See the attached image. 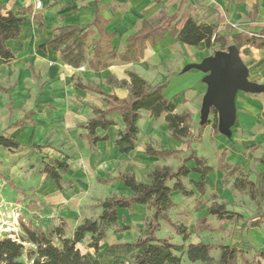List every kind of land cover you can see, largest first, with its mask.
I'll return each mask as SVG.
<instances>
[{
	"label": "crops",
	"instance_id": "0c3cea01",
	"mask_svg": "<svg viewBox=\"0 0 264 264\" xmlns=\"http://www.w3.org/2000/svg\"><path fill=\"white\" fill-rule=\"evenodd\" d=\"M0 7L3 12L30 8L32 16L39 17H30L21 25L19 39L6 42L14 59L0 65V136L12 137L21 145L15 152L0 146V179L5 184V188H0V201L10 202L16 197L27 195L32 188H38L43 203L49 206L46 213L51 218L58 214L61 224L64 227L67 224L71 231L84 220L96 217L100 213L97 205L107 197L114 194L129 197L133 194L120 181L101 184L98 180L125 173L133 174L137 182L149 184L148 174L157 165L169 166L167 161L172 159L176 160L177 166L187 154L186 145L170 137L164 120H154L147 112L142 113L145 123L138 124V141L130 153L121 154L114 145L118 132L123 129L119 117H113L116 125L108 130V140L90 149L84 139L85 130L82 126L92 117V108L103 109L105 103L102 96L76 87L73 78L79 77L85 84L98 86L103 93L115 95L119 99L128 96V89L109 85V76L114 77L118 83L124 81L127 84L130 83L127 75L130 71L151 85L167 80L168 86L162 90L163 97L173 100L175 113L189 112L193 127L195 121L201 123L198 100H202L206 92V85L202 82L205 75L199 71L184 70L191 64L201 63L203 59L196 52L205 47L203 44L198 47L187 46L167 33L155 45L147 46L138 62L123 64L116 61L99 72L88 69L87 65L74 69L61 61L58 52L39 47L46 44L59 27H85L97 16L107 21V32L115 34L112 46L119 54L124 50L127 39L139 30L142 21L168 28H181L188 18H192L197 24L216 26L218 31L227 35L237 32L259 34L264 31V0H0ZM93 48L94 43L87 51L88 56L92 54ZM242 49H247L244 55L240 52ZM239 55L248 70V80L264 86V49L244 46L239 49ZM235 107L234 127L240 122L237 132L247 128L249 130L264 119L263 94L259 97L250 94L236 96ZM25 116L29 118L28 125L14 126ZM99 134L103 136L105 133L100 131ZM148 144L161 150H176L180 153L166 160L147 157L145 147ZM24 148L30 152L22 153ZM31 150L52 152L54 155H49V159L69 165V171L63 175V190H59L50 177L42 172V162L47 161L39 162L36 167L35 170L39 171L37 178L32 171L24 175L21 173L31 165L28 162L31 159L29 156H35ZM66 152L75 153L74 160L68 159L64 155ZM186 165L189 169L194 167L192 161ZM19 174L23 175V179L17 182ZM185 181L189 184L198 182L199 175L190 173L183 180L186 189L196 193L194 186L187 188ZM85 186L94 192H102V195L97 194L99 201L91 202L88 208L81 207L84 200L89 201L93 197L83 195L85 191H81ZM205 196L199 198L198 194L199 201ZM174 197L179 201L175 203L180 206L184 200L191 198H184L180 191L171 193V199ZM31 202L35 204V210ZM28 206L38 211L34 200H30ZM86 208L94 212L86 216V212H82ZM148 213L144 205H135L131 210H119L122 218L120 226L125 225L129 229L121 233L115 230L108 233L99 245V251L104 254L103 262L99 261V264H111L116 261L115 258L120 257L106 256L105 252L112 245L133 242L144 229L142 223ZM134 225L139 232L135 231ZM51 226L58 225L53 221Z\"/></svg>",
	"mask_w": 264,
	"mask_h": 264
},
{
	"label": "trees",
	"instance_id": "16d2710c",
	"mask_svg": "<svg viewBox=\"0 0 264 264\" xmlns=\"http://www.w3.org/2000/svg\"><path fill=\"white\" fill-rule=\"evenodd\" d=\"M31 12L30 8L16 12H3L0 7V65L7 64L14 59L6 42L19 39L21 25L30 17L39 18L32 16ZM107 27V21L100 16L95 17L85 27L62 26L56 30L46 44L39 48L58 52L61 61L74 69L87 65L88 69L95 72L107 69L116 61L123 64L138 62L142 59L147 46L155 45L167 33L174 36L178 42L190 47L203 44L206 50L225 51L230 45H235L238 49L244 46L264 49V31L259 34L247 35L237 32L227 35L218 31L216 26L197 24L195 20L188 18L181 28L175 26L168 28L142 21L139 30L127 39L124 50L119 54L112 46L115 34L107 32ZM92 43H94V48L92 54L88 56L87 51ZM127 75L130 79L129 84L124 81L118 83L112 76L107 79L109 85L127 87L128 96L124 99L105 94L98 86L85 84L79 77L73 78L76 87L102 96L105 103L103 109L93 107L92 117L82 126L85 130L84 139L87 146L93 149L98 143L106 142L108 130L116 125L113 117H119L123 123V129L118 132L114 145L119 153H130L135 149L138 141V124L142 113L147 112L154 120L162 118L167 124L170 137L186 145L187 154L184 160L174 168L157 165L148 174L149 184L137 182L133 174L125 173L98 180L101 184L120 181L133 194L129 197L114 194L101 201L97 205L100 213L94 218L84 220L74 229L70 238L65 236L63 224L51 226L44 232L32 224L21 223L22 238L20 241L9 237L0 239V264H99L97 260H91L87 255L82 254L76 247L77 244L90 235L88 248L97 252L100 243L106 239L111 230L121 233L129 229L125 225L120 226L122 218L119 210H131L135 205H144L149 210L144 220V229L133 242L116 244L108 248L105 252L106 256L120 255L129 260L128 263L114 261L111 264H181V257L176 254L185 255L187 261L192 264H264V252H256L250 259L243 250L223 242H199L184 247L183 244H175L169 239H160L156 236L161 221H164L181 237L182 242H186L188 239L186 228L181 224H176L168 215L171 210L178 207L172 201L171 193L180 191L184 198L192 197L193 192L186 189L183 180L190 173H195L199 175V181L191 182V185L198 192L199 198H202L206 195V178L213 169L207 165L205 158L196 155L193 148V144L200 142L201 132H198L196 136L193 135L190 113L186 111L175 113L176 105L173 100L163 97L162 90L168 86L167 80L151 85L133 71L128 72ZM8 108L10 109V101ZM210 114L212 120H208L199 130L210 125L211 129L217 133V112L211 108ZM28 119V116H25L14 126L28 125ZM100 131L105 134L101 136ZM0 146L10 152H15L21 145L12 137L0 136ZM33 148L40 149L43 146H33ZM258 148V145L252 146L248 150V157L256 164L264 166V151L259 158L252 157V152ZM179 153L176 150L154 148L151 144L145 147L147 157L161 160H166ZM220 158L217 169L228 176L238 174L233 180V189L246 192L250 202L260 212V216L251 223V226L260 225L264 221V172L257 173L256 181H252L242 168L225 165L222 162L223 155ZM189 161L194 164L191 169L186 165ZM42 165V172L50 177L59 190H63V175L69 171V165L56 159H49L47 162H42ZM169 182H172L171 186ZM210 199L212 201L206 213L195 221L197 231H203L201 227L210 217H214L219 222H236L241 219L240 214L227 209L226 203L217 201L216 194H212ZM197 204L200 205L201 202ZM30 205L34 210L36 209L35 204L31 202ZM55 240L60 244L59 246L54 244ZM24 244H27L28 248ZM213 251H218L217 259L211 256Z\"/></svg>",
	"mask_w": 264,
	"mask_h": 264
},
{
	"label": "rangeland",
	"instance_id": "374dc122",
	"mask_svg": "<svg viewBox=\"0 0 264 264\" xmlns=\"http://www.w3.org/2000/svg\"><path fill=\"white\" fill-rule=\"evenodd\" d=\"M247 49L240 50L241 54L244 55ZM214 50H198L196 55L202 60L206 57L213 56ZM203 56V57H202ZM190 72H196V70H191ZM198 72V71H197ZM201 81V80H200ZM203 86H205L203 84ZM241 92H238L236 96H241ZM252 97H259L262 94H250ZM236 99V97H235ZM240 100V99H239ZM199 101V108L201 109V98ZM241 107V105H239ZM212 120V116L209 113V117L207 119ZM145 123V116H142L139 124L143 125ZM1 125V120H0ZM204 124H199V120L195 121L193 124V135L196 136L198 132H201L200 142L197 144H193V148L198 157H203L206 159L207 165L213 169L212 173L207 177V188H206V196L202 201H199L198 193H193V196L190 199L184 200L183 204H176L175 202H179L177 198L174 197L172 201L178 206V208L171 210L168 214L172 221L176 224H181L186 228V232L188 234V239L186 242H182L181 237L171 229L167 223L161 221L160 229L156 233V236L160 239H169L172 243L175 244H183L186 247L188 244L193 243H218L223 242L225 244L233 245L238 249L243 250L246 253L248 258H252V256L256 252H264V221L258 226H251V223L258 219L260 216V212L256 210L255 205L250 202L247 193L241 192L233 189L232 183L237 175H225L220 172L217 168L221 159L220 157L223 155L224 159L222 160L225 165L229 166H239L243 169L248 178L252 181H256V174L259 172H263L264 168L260 167L258 164L253 162L248 157V149L252 147L254 144H259V148L252 152V157H259L264 151V119L259 123L255 124L253 128L237 132V125H234L229 129V133L222 134L213 131L209 126H206L201 131L199 130ZM168 149V148H167ZM28 149L24 148L22 153L27 152ZM32 151V150H31ZM30 152V151H28ZM35 156L30 155L31 159L28 160L29 167L25 168L22 171L23 175L25 173H29V171L34 172V177H38L39 171L35 170L41 161H48L49 155H54L49 151L37 150L32 151ZM48 152V154H45ZM68 159L74 160L75 153L66 152L64 154ZM168 165L172 168L176 166V160H168ZM23 175L19 174L20 178H17V182H20V179H23ZM1 177V176H0ZM187 188L191 186L189 182H186ZM169 185H172V182H169ZM0 188H5L4 182L0 179ZM85 191V195L87 198H90V195L93 197L90 200H84V204L81 207L90 206L91 202L97 203L99 201L97 194L102 195V192H94L90 187H83L82 191ZM89 191V192H88ZM38 188H32L29 190V193L25 196L16 197L10 202L0 201V239L4 237L12 238L16 241H20L22 238V232L20 228V224L24 222L25 224H32L34 227L41 229L46 232L48 228L51 226L53 221L55 224H61V217L58 214H55L53 218L46 213V209L49 206H45L42 201V198L38 194ZM212 194H216L218 196L217 201L221 203L227 204V209L233 212L240 214L242 217L240 220L233 221H224L219 222L214 217H210L207 219L206 223L202 225L201 232L196 230L195 221L197 218H200L205 213V208L212 201L210 199ZM34 200L37 204L38 211H33L31 207L28 206L29 201ZM197 202H201V204H197ZM95 206V205H94ZM93 206V208H94ZM86 211H82L84 214L86 212V216H89L88 213H93V209H87ZM149 214V213H148ZM82 218H86L83 216ZM51 222V223H50ZM70 224V223H69ZM144 227V223H142ZM65 228V236L70 238L73 234V231L68 230L69 228ZM135 231H137L136 225L133 226ZM139 232V231H137ZM140 233V232H139ZM140 235V234H139ZM90 242V235H87L85 239L78 245V249L81 253L88 254L87 256L91 260H98L101 263L103 262V255L100 249L95 252L93 249L88 248V244ZM55 245H60L56 240L54 241ZM26 248H28L27 244H24ZM181 257V264H192L189 263L185 257V255L176 254ZM211 256L217 259L218 251L211 252ZM116 261H123L128 263L129 260L126 257H118L115 258ZM197 264V263H194Z\"/></svg>",
	"mask_w": 264,
	"mask_h": 264
},
{
	"label": "water",
	"instance_id": "95a60500",
	"mask_svg": "<svg viewBox=\"0 0 264 264\" xmlns=\"http://www.w3.org/2000/svg\"><path fill=\"white\" fill-rule=\"evenodd\" d=\"M189 70L205 75L202 82L206 85V92L201 103L200 124L207 122L213 108L217 112L218 132L221 134H228L235 123V97L238 92L264 95V86L248 80V70L235 45H230L225 51H215L213 56L187 66L184 71Z\"/></svg>",
	"mask_w": 264,
	"mask_h": 264
}]
</instances>
